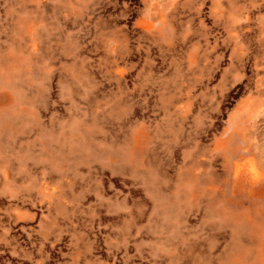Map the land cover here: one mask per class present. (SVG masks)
Masks as SVG:
<instances>
[{"label": "rangeland", "instance_id": "obj_1", "mask_svg": "<svg viewBox=\"0 0 264 264\" xmlns=\"http://www.w3.org/2000/svg\"><path fill=\"white\" fill-rule=\"evenodd\" d=\"M0 264H264V0H0Z\"/></svg>", "mask_w": 264, "mask_h": 264}, {"label": "bare ground", "instance_id": "obj_2", "mask_svg": "<svg viewBox=\"0 0 264 264\" xmlns=\"http://www.w3.org/2000/svg\"><path fill=\"white\" fill-rule=\"evenodd\" d=\"M258 173V172H257Z\"/></svg>", "mask_w": 264, "mask_h": 264}]
</instances>
